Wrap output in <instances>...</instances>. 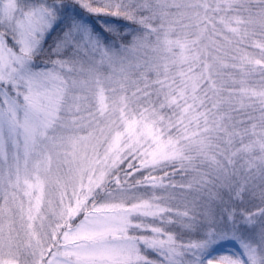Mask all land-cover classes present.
<instances>
[{"label":"snow or ice","instance_id":"obj_1","mask_svg":"<svg viewBox=\"0 0 264 264\" xmlns=\"http://www.w3.org/2000/svg\"><path fill=\"white\" fill-rule=\"evenodd\" d=\"M0 264H264V0H0Z\"/></svg>","mask_w":264,"mask_h":264},{"label":"rangeland","instance_id":"obj_2","mask_svg":"<svg viewBox=\"0 0 264 264\" xmlns=\"http://www.w3.org/2000/svg\"><path fill=\"white\" fill-rule=\"evenodd\" d=\"M229 247H236V246L234 244L222 245L220 248L217 249V251H225Z\"/></svg>","mask_w":264,"mask_h":264}]
</instances>
